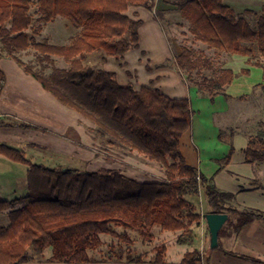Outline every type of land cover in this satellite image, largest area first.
Instances as JSON below:
<instances>
[{
    "label": "trees",
    "instance_id": "16d2710c",
    "mask_svg": "<svg viewBox=\"0 0 264 264\" xmlns=\"http://www.w3.org/2000/svg\"><path fill=\"white\" fill-rule=\"evenodd\" d=\"M155 0H0V60L2 53L13 58L33 75L57 100L90 120L96 136L108 145L137 152L164 169L165 179L138 180L120 169L101 167L91 171L62 166L48 167L32 162L21 149L0 143V155L28 166V194L13 200L0 199V212H8L9 224L0 226V264H22L30 259L29 250L43 252L51 247V260L86 263L89 252L103 245L101 235L109 234L128 242L127 234L116 227L137 230L153 237L149 229L190 232L203 214L194 211L187 198L204 192L209 212H227L235 230L264 219V211L239 210L227 205L232 193L220 191L211 178L187 163L180 149V138L192 122L189 98L170 97L159 89L124 86L116 73L85 63L88 54L102 52L101 61L121 57L140 45L143 20L128 13L132 6L153 9ZM175 6L190 23L194 41L218 52L247 56L264 75V3L259 12L246 9L239 14L225 0H165ZM36 6L38 26L31 13ZM247 15H256L253 26ZM68 19L80 31L68 44H51L36 37L44 25L57 17ZM35 49L46 59L64 58L68 67H54L41 74L24 62L18 53ZM176 65L188 74L202 75L214 69L213 60L202 50L183 45ZM249 74V69H243ZM236 74L221 68L212 76L195 81L199 91L211 100L225 93ZM0 67V96L6 84ZM8 123L0 118V126ZM251 161H264V131L249 137L246 148ZM22 203L21 206L15 205ZM222 230L219 233V237ZM193 242V237L191 238ZM220 246V245H219ZM162 246L153 263H163ZM236 255V254H234ZM241 258L259 261L244 255ZM129 263L147 260L142 255L127 257ZM203 262L200 250L188 251L182 264Z\"/></svg>",
    "mask_w": 264,
    "mask_h": 264
},
{
    "label": "crops",
    "instance_id": "0c3cea01",
    "mask_svg": "<svg viewBox=\"0 0 264 264\" xmlns=\"http://www.w3.org/2000/svg\"><path fill=\"white\" fill-rule=\"evenodd\" d=\"M225 1L232 4L230 0ZM245 2L248 0L240 3ZM263 3L264 0L260 8ZM171 8L165 0H155L153 9L145 6L130 7L128 13L143 20L140 28V45L127 51L121 57H109L105 61L106 65L108 63L105 69L114 71L118 82L124 86L131 85L136 90L148 86L159 89L170 97L189 98L193 111L192 122L180 138V149L187 163L196 167L207 178H211L220 191L234 195L227 202L228 206L239 210L264 211V161H251L246 153L249 137L264 131L263 69L251 64L247 56L233 54L229 57L224 54V65L221 68L232 69L236 76L233 82L226 87L225 93L211 100L207 94L199 91L196 84H191L185 72L177 67L175 58L181 52L183 45L179 44L176 39L171 42L163 36L162 19L157 11L168 13ZM27 51L28 49L19 53ZM0 67L7 78L0 96V118L19 117V111H16L14 106L23 105L21 95L16 91L15 99L7 101L10 78L6 73L2 58ZM245 68L249 69V74L242 73ZM255 75L258 76L257 79H254ZM32 77L37 94L44 103H24L33 111L24 118L27 125L31 126L28 129L34 130L35 128L49 133L52 136L50 141L54 142L55 151L60 154L65 152L71 161L74 160L73 162L81 160L89 164L92 153L105 163L95 169L85 167L87 170L94 171L101 167H109L120 169L124 173L123 162H120L123 150L121 146L108 145L101 137H99L102 140L99 141V146L94 145L98 138L93 130L95 125L74 109L62 104L45 90L34 76ZM259 97L263 98V105L258 113L254 101ZM45 110L46 113H44ZM5 126L1 125L0 129ZM31 138L27 140V144L40 145L39 139ZM15 140L19 142L24 139ZM44 144L48 143L44 142ZM91 146L96 150H92ZM135 153L129 154L136 155ZM4 157L0 155V161H5ZM143 157L144 160H148L145 156ZM125 161L129 160L125 159ZM144 164L145 174L149 175L150 180L165 179L164 169L158 163L149 161ZM65 166L80 168L74 163H68ZM9 211L10 209H7L0 214L8 218ZM232 221H236V218ZM207 238L203 240L201 238V246L197 250L208 257L209 264H264V219H256L238 231L230 222L228 229L222 232L220 246L216 249L210 248ZM238 255L259 261L241 258ZM51 256L52 250L48 253L30 254V259L22 264H157L148 260L142 263H129L126 259H121L119 263L107 262L110 258L103 256L86 263L57 262L51 260ZM182 258L173 262L164 260L159 264H182Z\"/></svg>",
    "mask_w": 264,
    "mask_h": 264
},
{
    "label": "rangeland",
    "instance_id": "374dc122",
    "mask_svg": "<svg viewBox=\"0 0 264 264\" xmlns=\"http://www.w3.org/2000/svg\"><path fill=\"white\" fill-rule=\"evenodd\" d=\"M36 1V0H34ZM231 6L238 12L239 14H244L245 9H252L256 12L260 11V5L263 0H248L244 4L240 2L243 0H230ZM167 3V2H166ZM169 4L172 8L168 13L163 11H157L158 16L162 19V33L165 38L170 40L171 42L176 39L179 44L182 45H190L198 50H202L208 57H210L214 62V69H205L202 72V75L196 74H188L185 72L188 81L191 84H195V81H199L203 78V76L212 77L216 75L221 67L224 65L223 56L227 55L232 57L233 54L228 52H216L215 49H210L206 44L200 41H194L193 35L190 33V23L184 20L180 14V11L173 6L171 3ZM36 6H33L31 13L34 17V27L38 26L37 14L35 12ZM251 24L255 26L256 23V15H247ZM44 30V31H43ZM79 29L76 28L68 19L63 17H57L53 21L44 25L42 32L36 37L39 41H47L51 44H68L76 35L79 33ZM225 54V55H224ZM18 56L31 67L34 68L37 72L41 74H49L54 67L66 68L68 67V61H66L62 57L53 56V59H46L43 57L41 53L36 51L35 49H28L27 52H21ZM102 52L95 51L87 55L85 59V63L91 64L96 67L106 68L107 65L105 62L101 61ZM2 62L6 69V73L9 76V88L7 89V101L14 100L17 92L20 93L22 98V104L19 106L16 104L14 106L16 111H19L18 116H7L4 117V120L8 123L4 128L0 129V143L4 141L5 144L13 146L15 148L21 149L25 152L26 156L34 163L44 164L48 167H58L65 166V164L74 163L75 166L80 167L81 169H85V167H90L91 169H95L96 167H100L103 163L101 158H97L94 154L91 153V159H89V164L84 161H75L70 160L65 152L58 153L55 151L53 147L54 142L50 141L52 138L49 133L44 132V130L35 129L39 131H34L28 129L31 126H28L25 122V115H30L31 111L24 103L28 102L29 104L33 103H44L39 95L37 94V90L35 89V81L33 79V75L27 73L25 69L19 65L13 58L6 55L5 52L2 53ZM257 74V73H256ZM257 75H255L254 79H257ZM34 82V83H33ZM22 87L21 89L18 87ZM19 89V91H18ZM17 91V92H16ZM254 104L256 106V111L259 113L260 108L263 105V98L259 97L255 99ZM42 115H45V112H39ZM48 114V113H47ZM260 116V114L258 115ZM39 139L40 145L32 146L27 144L28 139ZM98 137V136H97ZM24 139L23 141H16L15 139ZM96 139V138H95ZM14 140V141H13ZM38 141V140H37ZM48 144H44V142ZM99 141H102L99 137L95 141L94 145H98ZM99 146V145H98ZM97 146V147H98ZM92 150H96L91 146ZM92 152V151H91ZM120 162H123L124 165L123 171L124 174L137 178L138 180L144 181L150 180L149 175L145 174V162H149V160H144L143 156L139 153H135L136 155H130L129 150L123 149L121 152ZM120 155V154H119ZM134 156V157H133ZM137 157V158H135ZM129 160V161H125ZM134 159V160H133ZM5 161H0V199L13 200L18 197H22L26 195L28 190V181H27V169L28 166L22 163H18L12 161L6 157H4ZM151 164V163H149ZM161 167V165H159ZM127 167V168H126ZM162 168V167H161ZM90 170V169H89ZM149 178V179H148ZM187 198L194 205V211L196 213H204L209 212V204L203 192H200L199 195H190ZM22 203L15 205L16 207L21 206ZM235 216L231 215L230 219L234 220ZM9 219L4 215L0 214V226L7 225ZM205 219H202L200 222L193 223L190 232L184 233L182 239L187 242H179V236L183 233V231H171L161 229L159 225H155L150 228L149 231L153 235V237H143L137 230L131 228H124L121 226H117V232L127 234L131 239V242H126L117 238L116 236H111L109 234L101 235V239L103 241V245L96 250L90 251V256L93 260L105 257L110 258L107 262L119 263L121 259H126L127 257H136L142 255L146 260H153L158 253L159 249L162 246L166 247V251L163 254L164 260L167 262L178 261L183 257V255L188 251H193L199 249L201 246V242L203 238H207L208 243L210 244V234L206 224ZM230 226V221L227 220L223 228L222 232L226 231ZM193 237V242L191 238ZM196 237V238H195ZM202 240H201V238ZM195 238V240H194ZM51 247L46 248L43 252L48 253L51 252ZM43 252H36L33 249L29 250L31 255L40 254ZM106 260V259H105Z\"/></svg>",
    "mask_w": 264,
    "mask_h": 264
},
{
    "label": "water",
    "instance_id": "95a60500",
    "mask_svg": "<svg viewBox=\"0 0 264 264\" xmlns=\"http://www.w3.org/2000/svg\"><path fill=\"white\" fill-rule=\"evenodd\" d=\"M68 167H63V171H67ZM209 234H210V248L216 249L220 245L219 233L227 220L229 214L227 212H207L204 215Z\"/></svg>",
    "mask_w": 264,
    "mask_h": 264
}]
</instances>
